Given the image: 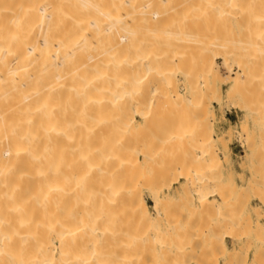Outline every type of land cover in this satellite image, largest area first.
<instances>
[{"label":"bare ground","instance_id":"bare-ground-1","mask_svg":"<svg viewBox=\"0 0 264 264\" xmlns=\"http://www.w3.org/2000/svg\"><path fill=\"white\" fill-rule=\"evenodd\" d=\"M158 7L172 28L149 27ZM209 8L222 20L245 18V37L236 40L225 21L207 17ZM191 26L194 31L185 30ZM158 32L195 52V62L184 66L177 57L171 67L162 57L138 56L145 34ZM257 51L264 53V0H0V264H135L118 259L117 249L129 254L146 241L163 202L153 195L152 212L125 176L134 158L122 136L133 111L143 120L147 106L159 112L163 103L179 115L205 114L219 79L214 55L238 57L239 71L228 82L239 93L254 75ZM175 73L185 79L184 92L170 89ZM147 86L161 103H140ZM169 134L164 142L177 137ZM187 134L193 138L192 129ZM187 161L173 180L193 189L187 196L224 197L197 188L198 158ZM126 213L142 231L123 228ZM218 229H210L217 256L228 251L226 239L237 238L232 229ZM228 255L229 263L245 260L239 251Z\"/></svg>","mask_w":264,"mask_h":264},{"label":"rangeland","instance_id":"rangeland-1","mask_svg":"<svg viewBox=\"0 0 264 264\" xmlns=\"http://www.w3.org/2000/svg\"><path fill=\"white\" fill-rule=\"evenodd\" d=\"M241 1L245 4L248 0ZM162 15L158 7L155 18L149 20V27L156 30L172 28L165 24ZM206 15L209 18L213 16L211 20L219 23L225 21L227 31L236 40L245 37L244 28L248 25L245 18L222 20L213 8L207 9ZM187 28L185 30L194 31L193 26ZM118 41L129 42L127 38L119 37ZM139 43L136 49L138 56H159L171 67L177 64V57L184 66L195 62V52L183 51L178 39L163 33H147L144 41ZM214 57L219 79L215 82L214 92L208 96L207 115H179V112H173L175 110L169 111L170 107L164 108L163 103L158 105L159 112L148 108L149 99L154 101V106L158 100L148 86L140 98V103L142 100L147 106V117L142 120L133 111V124L122 136V140L130 145L134 158L125 176L136 182L137 196L145 201L152 212L153 195H160L163 215H160L159 222L153 224H159V228L156 226L159 235L155 234L152 238L157 228L153 229L151 225L144 229L147 234L151 231V236L148 234L143 244H136L131 253L127 254V249H117L121 261L132 260L135 264H235L227 262L228 254L239 251L241 256H245L240 264H264V256L260 252L261 249L264 252V53L257 51L254 54L251 67L253 78L239 93L230 91L228 82L229 77L239 71L238 57L234 56L228 61H222L216 55ZM165 60L163 62L166 64ZM143 69L140 64L135 75ZM173 78L174 84L170 89L184 92L185 79L182 74L175 73ZM197 83L202 84L200 78H197ZM187 129H192L193 138H189ZM173 131L177 137L164 142V135L166 137L169 132L174 134ZM250 138L251 146L247 143ZM190 153L198 158L196 166L202 180V187L198 183L200 179L195 186L205 192L216 189L224 197L212 196L198 201L195 197L187 196V192L193 194V189H184L182 178L173 181L180 172L189 168L187 160L192 156ZM215 157L220 159L217 165L214 163ZM249 167L257 171L255 179H252L253 170ZM160 184L163 186L156 192ZM122 219L124 229L143 230L141 225H136L133 215L126 213ZM210 229H215L214 233H217V229L220 233L231 229L236 232L235 242L229 238L225 240L227 252L219 250L222 254L217 256L218 250L212 247L210 241L213 238L211 235H214ZM152 249L155 251L151 253ZM256 252L259 253L257 256ZM254 256L260 261L256 262Z\"/></svg>","mask_w":264,"mask_h":264}]
</instances>
